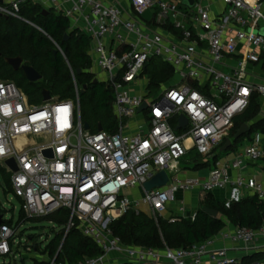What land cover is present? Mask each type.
Returning <instances> with one entry per match:
<instances>
[{"label":"built area","instance_id":"2783aa9c","mask_svg":"<svg viewBox=\"0 0 264 264\" xmlns=\"http://www.w3.org/2000/svg\"><path fill=\"white\" fill-rule=\"evenodd\" d=\"M27 1L84 23L92 39L90 72L98 70L97 81L114 91L117 130H86L79 98L32 104L15 82L0 80V163L12 174L26 217L66 211L67 235L76 229L101 252L77 264H264V224L258 230L227 225L210 239L178 249L128 245L111 227L130 211L176 222L166 218L170 207L178 194L195 189L213 194L229 188L228 208L246 190L264 200L254 179H233L225 169L211 170L204 180L181 178L192 150L210 155L247 111L255 90L264 96V86L250 79V67L264 56V0H222L226 11L219 16L211 14L207 0H194L193 8L186 0H129V10L106 0H3L0 14L22 20ZM153 11L156 16L146 23L144 15ZM152 58L175 76L150 97L145 69ZM145 102L148 109L139 112ZM181 117L185 127H179ZM263 158L257 133L230 166L240 170ZM9 159L17 173L4 165ZM161 171L168 184L146 192L144 184ZM176 211L184 215L185 205ZM18 240L2 215L0 257H13ZM50 264L66 263L55 257Z\"/></svg>","mask_w":264,"mask_h":264},{"label":"trees","instance_id":"16d2710c","mask_svg":"<svg viewBox=\"0 0 264 264\" xmlns=\"http://www.w3.org/2000/svg\"><path fill=\"white\" fill-rule=\"evenodd\" d=\"M43 10L41 5L27 1L21 6L22 20L0 16V80L17 83L32 104L43 102L45 90L49 91L53 98L62 100L79 98L81 119L90 126L91 132H98L99 127L104 131L115 132L117 121L113 113L114 91L104 83H96L94 74L90 72L91 37L81 30H72L71 21L54 10L50 9L48 15H44ZM66 35H69V39L65 41ZM55 50H58L57 54L54 53ZM16 57H21L25 64L37 70L42 80L30 83L23 72L14 71L6 63V59ZM78 70H81V74L77 73ZM145 75L149 79L148 93L151 97L171 81L175 73L162 60L152 58L145 69ZM80 85L83 88L82 92L79 89ZM259 111L258 96L255 95L251 98L248 110L235 118L234 129L230 132L229 138L232 139L242 125L256 119ZM258 130L264 132V121L255 123L245 138H249ZM193 153L196 154V158L190 159ZM219 158L220 155L214 157L212 161L201 162L203 159L201 155L191 151L182 165L189 159L188 163L193 169L201 170L211 165L216 166ZM262 160L264 161V158ZM0 174L6 184L5 192L14 193L12 174L1 163ZM204 207L217 211L219 216L209 215L203 210ZM223 218L234 227L258 230L264 224V200L254 195L245 197L228 208L224 202H218L212 194H207L195 218L190 215L180 217L176 222L164 218L156 222L147 214L130 211L111 227L128 245L178 249L189 248L217 235L227 226ZM37 219H46L63 231L55 233L54 238L42 252L47 259L34 260L32 264H50L55 257L58 262L77 264L87 257L101 254L96 245L78 230H71L65 236V226L69 220L66 211L60 210L53 215L33 219H27L23 211L19 225L25 220ZM34 248L35 251L39 250L37 245Z\"/></svg>","mask_w":264,"mask_h":264},{"label":"crops","instance_id":"0c3cea01","mask_svg":"<svg viewBox=\"0 0 264 264\" xmlns=\"http://www.w3.org/2000/svg\"><path fill=\"white\" fill-rule=\"evenodd\" d=\"M106 2L109 4H119L124 9L129 10V0H106ZM205 4L209 7L211 14L213 16L222 15L226 11V6L222 2V0H207ZM156 14H157V11L149 12L148 14L145 15V17H143V20L146 23H151V20L156 16ZM71 27H72L71 28L72 30H81V31L85 32L84 31V29H85L84 23H74V22L72 23L71 22ZM92 51H93V48L91 47L90 55L92 54ZM250 79H251V81H253V83L255 85L264 86V56L262 57V62L260 64L252 65L250 67ZM255 95L258 96L260 111H259V114H258L256 119L247 123V125L250 127V130H251V127L255 123H257L259 121H264V96L258 90H255L253 96H255ZM257 133L262 135L263 146H264V132L262 130H258L256 133L251 134V136L249 138H245V136H243L239 141L234 143L231 150H229L227 152H222L223 146H220L219 150H218L220 158H219L216 166L211 165V167H209V168L207 167L209 169V173L211 172V170H213L215 168L225 169L227 171V173L233 179H236L238 177H242L245 180L254 179L258 184H260L262 186L263 191H264V161L263 160H261L260 162H257V163L246 162L244 167L240 170H233L230 166V162L233 161V159L235 158V154L243 152L252 143L254 135ZM192 151H196V150H192ZM214 151L208 156H201V157L203 159L208 158L207 161H209V160L212 161L213 158L215 157V156H212ZM188 160L189 159H186L182 165L181 178L182 179H196V178L200 179V174H199L200 170L193 169L192 166L189 165ZM209 173H208V175H209ZM208 175H206L204 179H206L208 177ZM204 179H200V180H204ZM138 193H139V191L135 192V194H138ZM194 193L199 195L200 198H201V196L203 197V195L204 196L207 195V194L202 193L201 190L195 189V190L188 192V193L178 194L179 197L177 196L175 203H177L178 206H180L181 204L186 205V203H187V205H191L192 202L189 199V197ZM212 195L216 201L224 202L230 196V189L227 188V189H224L221 191H217V192L213 193ZM254 195H255V192L252 190H246L245 191V197H250V196H254ZM172 205H173V208H171V211H170L171 213H168L166 215V218L171 217L173 211H176V209L178 208V206L175 205L174 203ZM177 214H179V213L177 212ZM178 218H180V216ZM228 225L232 226L231 224H228Z\"/></svg>","mask_w":264,"mask_h":264},{"label":"rangeland","instance_id":"374dc122","mask_svg":"<svg viewBox=\"0 0 264 264\" xmlns=\"http://www.w3.org/2000/svg\"><path fill=\"white\" fill-rule=\"evenodd\" d=\"M44 10L49 11L48 7H44ZM148 14V13H147ZM146 15V14H145ZM144 15V17H145ZM96 74L98 70H95ZM94 75V80L97 81V75ZM17 84V83H16ZM18 85V84H17ZM19 86V85H18ZM108 87V86H107ZM109 88V87H108ZM80 92L83 91L82 86L79 87ZM234 129V126L232 130ZM231 130V131H232ZM212 156H219V151H214ZM211 156V157H212ZM196 158V154L193 153L190 155V159ZM208 158L200 160L201 162H206ZM200 179H204L209 173L208 168L201 169L199 171ZM6 184L3 180L2 175L0 174V214L4 215V220L17 230L18 243L14 247L13 257H0V264H32L34 260H44L47 259L46 255H43L42 252L45 250V247L50 243L54 238L55 233H58L60 230L56 224L49 222L46 219H37V220H25L22 224L19 225L21 220V215L23 212L22 202L17 198L14 193L5 192ZM179 197V195H177ZM206 196L203 195L201 198L197 194H192L189 199L191 200V205H185V214H177V211H173L172 217H188L195 214L203 205V201ZM178 206L177 203H174ZM173 208V205L170 209ZM171 213V212H170ZM167 215V214H166ZM29 219V218H27ZM224 221L230 224L225 218ZM67 232L65 230V236ZM37 245L39 250L35 251L34 246ZM31 249L32 251H29ZM17 257V259H15Z\"/></svg>","mask_w":264,"mask_h":264},{"label":"water","instance_id":"95a60500","mask_svg":"<svg viewBox=\"0 0 264 264\" xmlns=\"http://www.w3.org/2000/svg\"><path fill=\"white\" fill-rule=\"evenodd\" d=\"M3 0H0V3H2ZM195 1L194 0H186L184 4L188 6L189 8H193ZM44 15H48L49 11L43 10ZM0 16H2L0 14ZM262 35H264V29L260 31ZM69 35H66L64 40H68ZM55 54L58 53V50H55ZM6 63L13 68L14 71L18 72L21 71L24 74V77L27 79L28 82L30 83H36L38 81L42 80L41 74L35 70L32 66H29L23 62V59L21 57H16V58H7ZM78 74H81V70L77 71ZM98 83V81H95ZM43 98L44 102H50L52 100L51 93L47 90L43 92ZM148 109V104L145 102L142 107L140 108L139 112L146 111ZM188 121L185 117H181L179 121V127H185L187 125ZM85 129L90 130V126L85 123ZM103 129L99 127V131L101 132ZM250 132V127L247 124L242 125L238 131L236 132L235 136L233 139L227 138L225 141V144L222 147V152H227L229 151L234 143L239 141L243 136H245L247 133ZM45 155L52 157V151H46ZM4 165L9 168V170L12 173H17L19 171V168L15 162L14 159H9L7 160ZM169 182L168 176L165 171L159 172L157 175L152 177L149 181H147L144 184V189L146 192H151L154 189L157 188H163L165 187ZM203 210L208 213L209 215L213 217H218L219 213L215 210L209 209L207 207H204ZM2 224V215H0V225Z\"/></svg>","mask_w":264,"mask_h":264}]
</instances>
